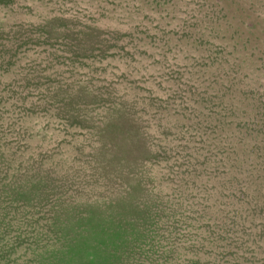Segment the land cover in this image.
Instances as JSON below:
<instances>
[{"label": "rangeland", "instance_id": "1", "mask_svg": "<svg viewBox=\"0 0 264 264\" xmlns=\"http://www.w3.org/2000/svg\"><path fill=\"white\" fill-rule=\"evenodd\" d=\"M0 264H264V0H0Z\"/></svg>", "mask_w": 264, "mask_h": 264}]
</instances>
